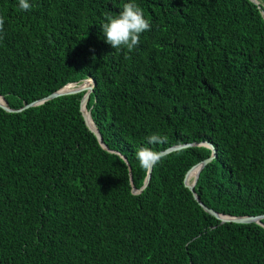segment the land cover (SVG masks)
<instances>
[{"label": "trees", "instance_id": "16d2710c", "mask_svg": "<svg viewBox=\"0 0 264 264\" xmlns=\"http://www.w3.org/2000/svg\"><path fill=\"white\" fill-rule=\"evenodd\" d=\"M132 0H0V264H264V0H135L133 50L100 25ZM87 83V82H85ZM84 83V84H85ZM82 86H85V85ZM80 86L79 88H81ZM159 133L162 143L147 145ZM146 176L141 146L161 151ZM111 150V151H109ZM192 181V180H191Z\"/></svg>", "mask_w": 264, "mask_h": 264}, {"label": "clouds", "instance_id": "9594fccd", "mask_svg": "<svg viewBox=\"0 0 264 264\" xmlns=\"http://www.w3.org/2000/svg\"><path fill=\"white\" fill-rule=\"evenodd\" d=\"M18 6L23 11H29L32 8L29 0H18ZM105 20L106 22L100 25L105 42L117 50L123 48L128 51L133 50L139 45L140 35L151 30L150 22L145 18L143 10L135 3V0L125 3L118 14L107 15ZM4 22V18L0 17V31H3ZM73 83L75 84V82ZM84 109L85 111L88 110L86 107ZM164 140H166V137L159 133H152L146 137L147 145H156ZM135 156L140 167L146 172L161 161V154L149 146L139 147L135 152Z\"/></svg>", "mask_w": 264, "mask_h": 264}, {"label": "water", "instance_id": "95a60500", "mask_svg": "<svg viewBox=\"0 0 264 264\" xmlns=\"http://www.w3.org/2000/svg\"><path fill=\"white\" fill-rule=\"evenodd\" d=\"M250 1H252L254 4L257 3L256 0H250ZM261 14H262V13H261ZM262 16H263V15H262ZM263 19H264V16H263ZM89 81H90V86H89L86 90H84L85 88H82V87H81V88H75V89H72V90L62 91V88H63L64 86L67 85V84H65L64 86H62V87L59 88L58 90H56V91H54V92L48 94L47 96H45V97H43V98H41V99H38V100H36V101H34V102H31V103H29V104H26V105L22 106V107L19 108V109H15V110H14V109H10V108H8V107L6 106L4 100H2V101H3V104L0 103V107L3 108L5 111L14 112V111H17V110H20V109L26 108V107H28V106H33V105L39 104V103H41V102H43V101H45V100H48V99L54 98V97L59 96V95L71 94V93H75V92L84 91V92H83V95L81 96L80 101H79V110H80V112H81L82 119H83L84 124L86 125V127H87V128H88V129H89V130L95 135V137H96V139L98 140L99 144H100L104 149L107 150V148L105 147V145L102 143V141H101V137L99 136V134H98L96 128H95L94 126H93V127H90V126L87 124V121H86V115H85V113H84V111H83V108L85 107L84 105H85V103H86V101H87V99H88L89 93L91 92L92 87H93V81L90 80V79H89ZM68 84H69V83H68ZM86 112H87V115H89V110H86ZM89 118H90V116H89ZM188 145H190V144L173 145V146L167 147V148H165V149H163V150H161V151H158V152H159L161 155H164V154L169 153V152H171V151H173V150H176V149H179V148H182V147H186V146H188ZM204 145L210 148V150H211V154H210L207 158H205V159H203V160H201V161H199V162L193 164L190 168H188V169L185 171V173H184V175H183V180H182V181H183V185H184V186H185V187L191 192L192 196L194 197V199L196 200V202L198 203V205H199L204 211L208 212L209 214H211V215H213L215 218H217V219L219 220V223H223V222H236V223H249V222H254V223L260 224V219L264 217V214H263V215H255V216H230V215H224V214L216 213V212H214L213 210H211L210 208L205 207V206H204V205L198 200V198L196 197V195H195L194 192H193V185H194V183H195V180H196V177H197V174H198L199 170L202 168V166H203L208 160H210V159L214 156V150H213L212 146H211L209 143H206V142H204ZM109 151H111V150H109ZM120 157L124 160V162H125V164H126V167H127V171H128V179H129V184H130V186H131V191H132L133 193H135V192L139 191L142 187H144V186L146 185V183H147V181H148V178H149L150 171H147V172H146V176H145V178H144V180H143L142 186H141L139 189H134V188L132 187V181H131V175H130V168H129V166H128V163L126 162V160L124 159L123 156L120 155ZM194 167L197 168L196 174H195V176L193 177L191 183H190V184H187V183L185 182V177H186L188 171H189L190 169L194 168Z\"/></svg>", "mask_w": 264, "mask_h": 264}, {"label": "bare ground", "instance_id": "6f19581e", "mask_svg": "<svg viewBox=\"0 0 264 264\" xmlns=\"http://www.w3.org/2000/svg\"><path fill=\"white\" fill-rule=\"evenodd\" d=\"M85 82H89L88 79H86L84 82H81L79 84H73V83H69L67 84L66 86H64L62 88V91H67V90H72V89H75V88H79L80 86H82ZM0 103L3 104V101H2V98L0 97ZM84 113L87 115V112H85V110L83 109ZM86 121H87V124L90 126V127H93L92 123H91V120L89 118V115L86 116ZM196 171H197V168L194 167L192 169H190L185 177V182L187 184H190L191 183V180L193 179V177L195 176L196 174ZM202 203V202H201ZM237 216V215H236Z\"/></svg>", "mask_w": 264, "mask_h": 264}, {"label": "rangeland", "instance_id": "374dc122", "mask_svg": "<svg viewBox=\"0 0 264 264\" xmlns=\"http://www.w3.org/2000/svg\"><path fill=\"white\" fill-rule=\"evenodd\" d=\"M262 15L264 16V9L262 10ZM85 81V80H84ZM84 81H81V82H84ZM81 82H78V83H75V85L76 84H79V83H81ZM74 84V83H73ZM85 86H82V88H85L84 90H86L89 86H90V82H87V83H85L84 84ZM84 109V108H83ZM85 110V109H84ZM86 112V111H85ZM86 115V114H85ZM87 116V115H86Z\"/></svg>", "mask_w": 264, "mask_h": 264}]
</instances>
